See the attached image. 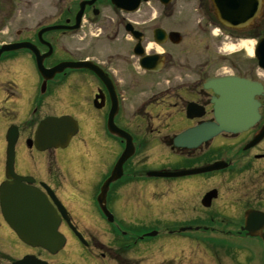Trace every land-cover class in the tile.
<instances>
[{"label":"flooded vegetation","instance_id":"1","mask_svg":"<svg viewBox=\"0 0 264 264\" xmlns=\"http://www.w3.org/2000/svg\"><path fill=\"white\" fill-rule=\"evenodd\" d=\"M163 1L132 10L128 0H0V264L28 255L50 264H143L145 256L131 254L143 245L155 246L153 264H264V219L252 220L260 233L246 229V211L264 212V136L250 147L264 127V93L256 96L260 118L249 130L197 147L175 142L214 120L210 78L257 80L254 62L226 70L233 54L227 49L264 35V6L251 24L233 29L212 0H192L193 11L189 0ZM61 64L79 66L49 73ZM53 116H71L78 133L64 148L41 151L36 130ZM128 134L133 154L104 192ZM9 136H16L11 173ZM180 158L199 165L225 160L228 167L184 177L151 174L181 170ZM14 175L28 177L23 186L56 209L57 198L86 243L60 211L62 250L23 242L1 192L17 181ZM85 222L91 231L81 227Z\"/></svg>","mask_w":264,"mask_h":264},{"label":"water","instance_id":"2","mask_svg":"<svg viewBox=\"0 0 264 264\" xmlns=\"http://www.w3.org/2000/svg\"><path fill=\"white\" fill-rule=\"evenodd\" d=\"M141 0H128V9L138 8ZM218 9L220 20L230 28H242L251 24L259 18L263 12L264 0H212ZM165 3L169 0L163 1ZM122 5L121 2L118 3ZM124 6V5H122ZM227 11V15L225 14ZM225 20V21H224ZM255 57L260 68L264 70V37L259 40L255 47ZM76 67L78 65H61L49 73L64 70L65 67ZM206 87L214 90L219 97L214 99V116L216 122L192 128L189 131L179 135L176 144L186 147H197L203 141L214 138L222 132L240 133L248 130L259 119V103L255 100V95L264 92L263 84L259 81L237 76H228L223 78L209 79ZM113 132L124 136L121 130L112 129ZM78 132V124L70 117L48 118L41 123L36 132V146L40 150L51 147H65L71 138ZM264 136V130L254 141H259ZM16 136H9L8 158L9 172L13 170L14 142ZM133 154V145L128 139L126 150L114 168L111 179L116 180L122 174L125 161ZM224 161H216L213 164L201 168L182 170L173 173H153L158 176H184L199 174L214 170L226 168ZM17 181L9 187L11 199H5V214L9 218L11 226L17 231L19 237L32 246H41L49 251L56 253L65 244V237L59 233L60 218L50 204V202L37 190L18 188L17 182L26 180L23 177H17ZM107 183V184H108ZM14 190V191H13ZM215 194L209 192L204 197L205 204L208 205ZM57 202V201H56ZM62 214L66 217L65 210L61 204H57ZM259 212L250 211L248 218L257 217ZM68 223L71 225L70 221ZM255 226V224H254ZM246 228L251 234L260 233L259 228L251 229L247 222ZM77 233V232H76ZM14 264H49L38 260L32 256H26L24 259Z\"/></svg>","mask_w":264,"mask_h":264},{"label":"rangeland","instance_id":"3","mask_svg":"<svg viewBox=\"0 0 264 264\" xmlns=\"http://www.w3.org/2000/svg\"><path fill=\"white\" fill-rule=\"evenodd\" d=\"M190 2H186V9L187 10H191L193 11L194 5L192 3V0H189ZM256 41H244L239 45H237V48L234 51H230V47L232 46V43H229L228 46V52L229 53H233L232 55L230 54V59H229V63L226 65V70L228 72H232L233 70H237V69H241V71H243L242 69V65H246L247 63H252L254 62V64L257 66V61H255L254 56L252 57V55H250L248 47H254ZM252 44V45H251ZM242 49V50H240ZM240 50L239 52H236ZM244 68V71H245ZM256 78L261 79L264 82V71H262L261 69H257L256 70ZM220 150V149H219ZM220 157V154H218ZM176 166L181 168V169H185V168H190V167H197L199 165L197 160H184L182 158L177 159L175 162ZM154 168H159V166H153ZM81 227L85 228V227H89L90 231H91V223L85 222L84 226L81 224ZM156 240V239H155ZM73 242L72 240H70V243ZM155 242V241H154ZM75 245V244H73ZM77 248L75 249L76 251L75 256L79 257L81 256V252L78 251V247L79 245L76 243ZM155 251V246H148V245H143L141 248H134L132 249V253L135 257L137 256V258H140L142 256H145L146 259L142 262L143 264H153L156 263L155 260V256L152 254V252ZM73 251L72 249L67 246L66 250H65V256L67 257L68 260L72 259L71 257L73 256ZM132 256V255H131ZM133 256V257H134ZM148 256V257H147ZM88 264V263H86Z\"/></svg>","mask_w":264,"mask_h":264},{"label":"bare ground","instance_id":"4","mask_svg":"<svg viewBox=\"0 0 264 264\" xmlns=\"http://www.w3.org/2000/svg\"><path fill=\"white\" fill-rule=\"evenodd\" d=\"M252 45V44H251ZM236 47L237 46H235V45H232L231 47H230V51L232 50V51H234L235 49H236ZM248 50H249V53H250V55H253L254 54V48L253 47H248ZM23 185H18V188H21ZM253 218H255L256 219V217H251V218H249V221H248V223L250 224V226H251V229H255V228H259V226L260 225H257V224H255V222L254 221H252L253 220ZM254 224H255V226H254ZM255 227V228H254Z\"/></svg>","mask_w":264,"mask_h":264}]
</instances>
